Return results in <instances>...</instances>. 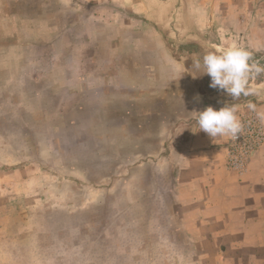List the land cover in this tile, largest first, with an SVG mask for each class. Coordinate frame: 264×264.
<instances>
[{
	"label": "rangeland",
	"instance_id": "rangeland-1",
	"mask_svg": "<svg viewBox=\"0 0 264 264\" xmlns=\"http://www.w3.org/2000/svg\"><path fill=\"white\" fill-rule=\"evenodd\" d=\"M229 46L264 67V0H0V264H264V229L175 196L193 111L264 113V73L233 99L193 69Z\"/></svg>",
	"mask_w": 264,
	"mask_h": 264
},
{
	"label": "crops",
	"instance_id": "crops-1",
	"mask_svg": "<svg viewBox=\"0 0 264 264\" xmlns=\"http://www.w3.org/2000/svg\"><path fill=\"white\" fill-rule=\"evenodd\" d=\"M189 107H192L191 103L187 104ZM236 108L239 118L241 108ZM175 115L158 114L156 121L151 120L152 129L166 132L171 125L173 132L174 126L180 122ZM186 118L182 122L184 125L189 123ZM192 121L188 137L180 145L184 152L175 179V196H183L182 189L185 187L182 181H186L194 189L191 197L197 205L194 212L203 214L197 222L206 228L241 230L243 233L254 228L264 229V147L255 153L245 172L229 171L226 167L229 137L212 138L203 130H198L196 119ZM168 143V148L173 149L174 141ZM232 241V238L228 240Z\"/></svg>",
	"mask_w": 264,
	"mask_h": 264
},
{
	"label": "clouds",
	"instance_id": "clouds-1",
	"mask_svg": "<svg viewBox=\"0 0 264 264\" xmlns=\"http://www.w3.org/2000/svg\"><path fill=\"white\" fill-rule=\"evenodd\" d=\"M193 69L201 75H209L210 87L223 90L233 99L259 95V90L250 85V80L254 75L264 73V67L252 62V53L239 46L217 47L214 51H207L202 59L194 57ZM248 108L256 111L254 103L250 102ZM192 113L198 130H203L212 138L227 136L235 140L242 134L243 124L234 105H225L220 109L207 106ZM257 117L264 122V113L257 112Z\"/></svg>",
	"mask_w": 264,
	"mask_h": 264
},
{
	"label": "built area",
	"instance_id": "built-area-1",
	"mask_svg": "<svg viewBox=\"0 0 264 264\" xmlns=\"http://www.w3.org/2000/svg\"><path fill=\"white\" fill-rule=\"evenodd\" d=\"M257 112L260 111L243 113L239 118L243 124L242 134L238 139H229L227 162L235 171L243 172L257 150L264 146V122L257 117Z\"/></svg>",
	"mask_w": 264,
	"mask_h": 264
}]
</instances>
